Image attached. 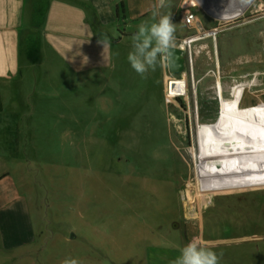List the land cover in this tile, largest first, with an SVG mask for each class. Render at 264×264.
<instances>
[{"label":"rangeland","instance_id":"374dc122","mask_svg":"<svg viewBox=\"0 0 264 264\" xmlns=\"http://www.w3.org/2000/svg\"><path fill=\"white\" fill-rule=\"evenodd\" d=\"M208 3L232 6L220 18ZM163 10L179 50L221 23L218 67L208 35L192 43V66L184 50L183 71L158 56L143 77L127 59L132 42L77 73L36 46L28 102L14 103L31 78L0 83V264H172L192 240L220 264H264L263 147L194 144V122L218 112L217 76L225 96L264 100V0H165Z\"/></svg>","mask_w":264,"mask_h":264},{"label":"crops","instance_id":"0c3cea01","mask_svg":"<svg viewBox=\"0 0 264 264\" xmlns=\"http://www.w3.org/2000/svg\"><path fill=\"white\" fill-rule=\"evenodd\" d=\"M164 14L158 0H0V83L31 78L14 103L28 102L41 59L36 46L72 72L102 69L114 59V48L132 42L139 25Z\"/></svg>","mask_w":264,"mask_h":264},{"label":"bare ground","instance_id":"6f19581e","mask_svg":"<svg viewBox=\"0 0 264 264\" xmlns=\"http://www.w3.org/2000/svg\"><path fill=\"white\" fill-rule=\"evenodd\" d=\"M207 6H209L211 9L213 6L215 8V9L213 8V10L218 12L219 13L218 16L222 18L224 11L231 8L232 3H229L226 6H220L218 4L211 5L208 3ZM224 8L225 10H222ZM198 29H203V28L199 25ZM223 29L224 28L221 26V23H219L217 26H215L213 29L209 31L196 33L195 35L184 39V41L182 42L184 45L183 50H179L178 48L173 47V49L170 50L171 57L166 58L167 68L169 69V71L173 74L183 71L184 66H185L184 50L188 52V56H189L188 60L191 62V66H192L193 65L192 51H191L192 43L207 35L211 36L213 40V52L215 55V64L218 67L220 57H219V46L217 43V35ZM191 71H192L191 76L193 78L194 77L193 68ZM233 88L241 89V88H244V85L242 83L235 84L233 85ZM214 92H215L216 98L219 100L218 112L212 118H208V119L198 118V120L194 122L195 123L194 124V144L216 145V144H224V143L235 142V141H243V140L247 141L248 140L251 145H257V146L263 147L259 155H261V157H264V100L260 99L261 101L257 103H246V101L245 103H242L243 96H230L229 95L232 92L231 87L229 88L228 94L225 96L224 86L221 83L220 76H217L216 84L214 86ZM192 97L194 98L193 94H192ZM177 141L179 140L176 138L175 140V144L177 145L176 147H178L179 149L185 150L183 147H181L177 143ZM180 154L178 158L182 156V153ZM178 163H183V162L181 161ZM186 165L187 164H185V166Z\"/></svg>","mask_w":264,"mask_h":264},{"label":"clouds","instance_id":"9594fccd","mask_svg":"<svg viewBox=\"0 0 264 264\" xmlns=\"http://www.w3.org/2000/svg\"><path fill=\"white\" fill-rule=\"evenodd\" d=\"M159 3L163 7L165 0H159ZM170 17L171 14H166L160 16L156 22L142 23L131 38L132 50L128 53L127 59L131 67L142 77L150 69L155 71L158 56L167 58L171 54L176 28ZM106 44L105 38L104 47ZM222 255L192 240L180 250V255L172 264H220ZM61 264H79V261L65 259Z\"/></svg>","mask_w":264,"mask_h":264},{"label":"built area","instance_id":"2783aa9c","mask_svg":"<svg viewBox=\"0 0 264 264\" xmlns=\"http://www.w3.org/2000/svg\"><path fill=\"white\" fill-rule=\"evenodd\" d=\"M243 16V15H242ZM195 18H196V15H195V13L194 12H192V11H190V10H187V11H185V13H184V17H183V20H184V22L186 23V24H192V23H194L195 22ZM241 18V16L240 17H238V18H236L235 20H239ZM199 24V23H198ZM197 24V25H198Z\"/></svg>","mask_w":264,"mask_h":264},{"label":"water","instance_id":"95a60500","mask_svg":"<svg viewBox=\"0 0 264 264\" xmlns=\"http://www.w3.org/2000/svg\"><path fill=\"white\" fill-rule=\"evenodd\" d=\"M170 53H171V51H170ZM170 57H171V54L167 58H170ZM177 88H178V82L176 80H174V79H170L168 81V89H169V91H174ZM71 236H73V234H71Z\"/></svg>","mask_w":264,"mask_h":264}]
</instances>
